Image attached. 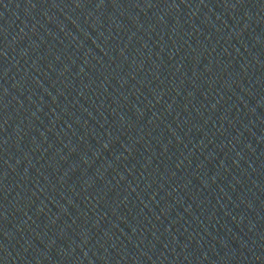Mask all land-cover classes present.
<instances>
[{"label": "water", "instance_id": "obj_1", "mask_svg": "<svg viewBox=\"0 0 264 264\" xmlns=\"http://www.w3.org/2000/svg\"><path fill=\"white\" fill-rule=\"evenodd\" d=\"M0 264H264V0H0Z\"/></svg>", "mask_w": 264, "mask_h": 264}]
</instances>
